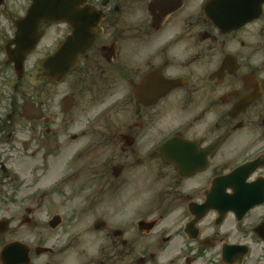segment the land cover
Masks as SVG:
<instances>
[{"label":"flooded vegetation","instance_id":"af4514ba","mask_svg":"<svg viewBox=\"0 0 264 264\" xmlns=\"http://www.w3.org/2000/svg\"><path fill=\"white\" fill-rule=\"evenodd\" d=\"M214 1L68 0L18 29L33 0H0V264H264V5L229 26Z\"/></svg>","mask_w":264,"mask_h":264},{"label":"rangeland","instance_id":"374dc122","mask_svg":"<svg viewBox=\"0 0 264 264\" xmlns=\"http://www.w3.org/2000/svg\"><path fill=\"white\" fill-rule=\"evenodd\" d=\"M44 90V95L47 96V94H50V92L52 91V87L49 85H44L43 87ZM80 144H82V142L76 143L75 147L77 148ZM50 182H46L44 181L43 183H40V186H47ZM44 193V198H40V205H39V209H38V213L36 214V216L39 218H44L46 219V217L52 213H59L60 208L58 209V206L61 205L63 198L58 197L56 194H52V192H50V190L43 192ZM34 204V203H33ZM22 210L21 208L16 209V211H20ZM66 210V209H65ZM39 221V219H38ZM39 234H34L33 232L31 234V238L33 240V243L35 241L38 240Z\"/></svg>","mask_w":264,"mask_h":264},{"label":"water","instance_id":"95a60500","mask_svg":"<svg viewBox=\"0 0 264 264\" xmlns=\"http://www.w3.org/2000/svg\"><path fill=\"white\" fill-rule=\"evenodd\" d=\"M230 0H226V2L228 3ZM234 2V4L232 3V5L236 6V7H239V8H243L245 6V3L246 2H250V5L248 6V4H246L245 7H250V10L248 11V15L252 16V18L254 16L257 15V11L260 9V6L261 4L264 2V0H231V2ZM36 9H39V7H37ZM232 9V8H231ZM243 10V9H242ZM30 19L29 20H34V22H38V17L39 16V11H31L30 13ZM43 18L45 19H52V15H51V12H44L43 15H41ZM41 20V19H40ZM24 25V24H22ZM50 60H52V58H50ZM49 60V63H47V66L50 67V62Z\"/></svg>","mask_w":264,"mask_h":264}]
</instances>
